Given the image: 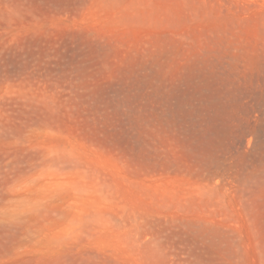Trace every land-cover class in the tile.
<instances>
[{"label":"rangeland","instance_id":"rangeland-1","mask_svg":"<svg viewBox=\"0 0 264 264\" xmlns=\"http://www.w3.org/2000/svg\"><path fill=\"white\" fill-rule=\"evenodd\" d=\"M0 264H264V0H0Z\"/></svg>","mask_w":264,"mask_h":264}]
</instances>
